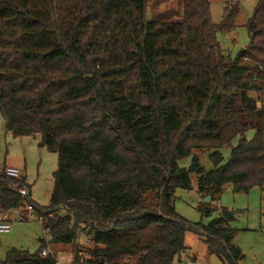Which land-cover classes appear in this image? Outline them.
Listing matches in <instances>:
<instances>
[{
    "label": "trees",
    "instance_id": "1",
    "mask_svg": "<svg viewBox=\"0 0 264 264\" xmlns=\"http://www.w3.org/2000/svg\"><path fill=\"white\" fill-rule=\"evenodd\" d=\"M179 2L180 18L151 19L148 0H74L65 25L57 0H0L5 128L40 134L58 155L48 206L32 199L25 176L2 169L0 210L27 204L45 217L49 243L72 245L86 264H180L187 231L227 264L244 256L224 218L189 222L175 193L192 189V173L211 200L228 183L264 189V0L234 56L217 34L236 26L238 2H227L220 23L210 0ZM235 139L225 162L220 148ZM205 149L211 169L200 163ZM81 236L91 244H76ZM47 245L12 247L0 264H56L42 254Z\"/></svg>",
    "mask_w": 264,
    "mask_h": 264
},
{
    "label": "rangeland",
    "instance_id": "2",
    "mask_svg": "<svg viewBox=\"0 0 264 264\" xmlns=\"http://www.w3.org/2000/svg\"><path fill=\"white\" fill-rule=\"evenodd\" d=\"M210 2L214 23H220L222 20L227 2L239 3L236 26L229 32L217 34L222 49L234 56L239 49L249 43L245 24L252 16L258 0H210ZM57 7L60 19L68 25L70 12L75 7L74 0H57ZM147 15L151 19L159 17L177 19L182 16V6L179 0H148ZM252 94L258 96L256 92ZM262 100L264 101V91ZM253 134L252 129L246 132L247 138H251ZM42 142L40 134L14 136L6 130L0 112V170L5 166L18 168L21 176L26 177L31 187L32 199L42 206H48L54 185V172L58 166V155ZM236 142L237 139L231 145L220 148L225 162ZM212 151L213 149L197 151L200 163L205 169L213 168L209 158ZM191 157L192 154L180 159L179 164L188 168ZM191 177L192 189L176 190V211L191 223L208 224L215 218H224V226L234 231L232 243L237 245L244 255L238 264H264V189L253 187L249 191H235L232 184L228 183L224 185L221 193L205 204L197 190L196 174L192 173ZM23 206L18 209L26 212L27 205ZM205 208L210 210L209 214L203 211ZM33 214L32 219L22 220L14 211L0 210V215L12 218L11 230L0 232V260L5 259L7 251L12 247L34 253L40 247V239H49L37 219L38 213L34 211ZM89 239L91 237L81 236L76 244L84 242L91 244ZM185 244L187 249L175 259L180 264H227L216 254L210 253L204 235L187 231ZM49 248L66 263L72 261V245L50 244Z\"/></svg>",
    "mask_w": 264,
    "mask_h": 264
},
{
    "label": "built area",
    "instance_id": "3",
    "mask_svg": "<svg viewBox=\"0 0 264 264\" xmlns=\"http://www.w3.org/2000/svg\"><path fill=\"white\" fill-rule=\"evenodd\" d=\"M5 175L7 176H11V177H20L21 176V173H20V170L16 167H8V166H5L2 168ZM20 193L25 196L29 193V190L26 188V187H23L20 189ZM27 205V204H26ZM218 206H220L218 204ZM20 207H24V206H19V207H16V208H11V209H7L10 211H14L16 213H18L21 217L22 220H29V219H32L34 214H33V210L31 207H29L28 205L26 206L27 209H26V212H22L21 210H19L18 208ZM61 212H64V210H61ZM37 219L39 220V222L42 224L43 226V230H44V233L46 235H48L49 237V228L46 227L45 225V217L43 215H38ZM12 228V218H8L4 215H0V232H9ZM89 241H91V239H89ZM47 242V247L44 248L42 250V254L43 255H47V254H52L54 255L55 257V260H56V264H86L85 261H84V258H85V254H83V258L80 259V260H76V257H75V252L73 251L72 252V261L70 263H66L65 261L61 260L60 258H58L54 252L49 248L50 246V243H49V239L46 240Z\"/></svg>",
    "mask_w": 264,
    "mask_h": 264
},
{
    "label": "water",
    "instance_id": "4",
    "mask_svg": "<svg viewBox=\"0 0 264 264\" xmlns=\"http://www.w3.org/2000/svg\"><path fill=\"white\" fill-rule=\"evenodd\" d=\"M210 200H211V196L210 195H207V196L203 197V201L209 202Z\"/></svg>",
    "mask_w": 264,
    "mask_h": 264
}]
</instances>
